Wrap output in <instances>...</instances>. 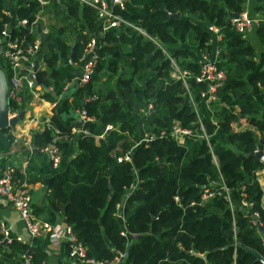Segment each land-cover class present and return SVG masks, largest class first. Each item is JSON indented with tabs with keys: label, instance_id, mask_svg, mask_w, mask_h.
<instances>
[{
	"label": "trees",
	"instance_id": "16d2710c",
	"mask_svg": "<svg viewBox=\"0 0 264 264\" xmlns=\"http://www.w3.org/2000/svg\"><path fill=\"white\" fill-rule=\"evenodd\" d=\"M6 1L16 5V17L31 20L37 9L32 1L0 0V35L2 23L9 20L3 12ZM244 2L128 0L116 10L126 24L102 33L90 5L50 2L60 23L48 24L40 42L36 60L44 68L36 76L41 96L51 101L61 92L75 73L85 42L96 35L93 72L70 92V107L83 109L91 120L84 124L85 133H71L70 125L53 115L61 132L55 140L58 166L50 163L55 170L43 176L29 161L23 172L14 169L13 179L18 184L43 179L44 199L53 211L62 212L87 258L108 263L121 251L124 256L115 264H262L248 249L264 260L257 228L264 231L262 190L255 175L264 163L245 155L264 133V67L256 69L255 51L229 15L238 13ZM251 11L258 15L253 29L264 54V0H255ZM209 24L220 33L215 47ZM10 31L32 37L23 28ZM158 44L187 71L185 83L170 76V60ZM214 48V65L221 74L208 119L195 109L206 89L195 76L198 53L211 56ZM247 75L258 84L260 99L249 93ZM23 103L24 98L19 104L9 101V108L22 109ZM175 123L198 134L201 124L206 137L178 141L169 134ZM215 126L226 143L214 138ZM51 136L46 127L32 131L34 149ZM211 182H221L229 200L223 191L202 198L204 187L216 190ZM120 202L122 221L115 214ZM123 229L127 234L120 233ZM21 252L30 254L33 264H42L43 250L14 238L0 242V264H20Z\"/></svg>",
	"mask_w": 264,
	"mask_h": 264
},
{
	"label": "built area",
	"instance_id": "2783aa9c",
	"mask_svg": "<svg viewBox=\"0 0 264 264\" xmlns=\"http://www.w3.org/2000/svg\"><path fill=\"white\" fill-rule=\"evenodd\" d=\"M25 1H32L37 5L36 12L31 20H28L27 17L12 16L7 8L3 10L4 14L9 17V20L2 23L0 35V43L2 45L0 62L2 63L7 79V117H11L17 113V109L9 108V101L19 104L23 98V90L31 93L32 97L35 99L43 101V97L40 95L41 91L39 92L42 88L40 84L36 82L33 74L36 73V70L39 68V62H41V59L36 60L40 53L41 38L39 34H45L47 29L45 27L40 28L41 30L38 34L33 33V31L35 27L39 26L38 21L41 20L43 16L45 6L51 1L55 2L57 0ZM80 1L94 8L95 18L100 32L106 31L110 28L119 27L120 24H126L116 10L122 9L128 0ZM230 22L244 37L256 24L257 19L252 18L247 9L243 7L234 17H231ZM11 28H16L18 30H22V28L26 29L30 34H32V37H30L31 39L27 38L24 32H18L11 35ZM135 28L144 33L141 28ZM207 30L210 31L211 35H214L216 39L220 38V33L216 25H207ZM97 46L96 35L89 36L82 48V52L79 55L77 62L75 63L74 75L69 80L64 82L62 91L59 92L58 95H64L70 98V88L80 85L89 79L96 64ZM166 56L169 58L170 65L172 66L169 72L170 76L173 78H180L183 83H185L184 78L188 75L187 71L180 70L177 64L175 65V60L170 57L168 53H166ZM215 56L209 57L205 54H201L198 57V61L200 62V71L198 75L195 76V79L205 82L206 84V89L201 93V96L202 100L207 105H209V102L214 98L213 91L215 86L218 84L217 78L221 74V70L216 69L214 65ZM32 61L35 62V70L32 68ZM53 105L54 102H50V106ZM147 105L148 107L151 106L150 104ZM75 111L77 113L78 120L76 125H70V131L71 133H85L86 130L84 128V124L91 120V118L85 115L83 109L76 108ZM43 125L44 127L50 129L52 136L50 142L42 148H39V150L47 155L51 166L54 168L58 166L60 160V150H58L55 145V140L61 137V132L49 118L43 120ZM199 125V128L202 131L201 134L191 132L188 129L179 128L177 123L171 127L169 134L178 141H181L184 136L204 135V137H206L205 133H203L202 125ZM13 173L14 166L12 165L6 166L0 173V195L5 197L17 211L18 216L30 238L46 235V240L49 242H54L60 238L63 239L66 245L67 256L79 264H115L124 256V252H117L113 260L108 263H102L95 261L92 258H87L85 256L84 247L78 242L68 224L53 223L47 219H38L35 216L30 205V194L27 187L23 183H16L13 179ZM209 185L214 187L216 190L204 187L201 195L202 198H207L213 194H218L223 191L224 197L229 200L227 195L228 189L221 182H211ZM239 203L241 205H245L246 202L240 199ZM115 214L121 219V221L123 220L121 212H116ZM120 233L123 235L127 234L124 229L121 230ZM0 234V242L11 239L9 236V228L4 221H0ZM19 257L21 260L20 264H33L30 254L21 252Z\"/></svg>",
	"mask_w": 264,
	"mask_h": 264
},
{
	"label": "crops",
	"instance_id": "0c3cea01",
	"mask_svg": "<svg viewBox=\"0 0 264 264\" xmlns=\"http://www.w3.org/2000/svg\"><path fill=\"white\" fill-rule=\"evenodd\" d=\"M255 4V0H245L243 7L247 9L250 16H258L255 13H252L251 9ZM5 8L10 11L12 16L15 15L16 5L13 3L6 1ZM53 6L49 2L43 11V14L46 15L49 10L54 14L52 10ZM39 26L35 27L33 33H37L41 30L40 28L47 26L41 25V20L38 21ZM97 24V22H96ZM254 26L252 29L244 36L247 41L252 45L255 51V62L256 69H260L264 67V54H263V45L257 40V37L254 32ZM97 29L99 33V27L97 25ZM45 34H43L44 37ZM42 39V38H41ZM216 39L214 35H211V41L213 47L216 45ZM1 44V43H0ZM2 46V45H1ZM217 52L216 48L213 49V53L210 57L215 56ZM202 54V53H201ZM201 54L198 53L200 56ZM0 66L3 69L2 63L0 62ZM75 66V64H74ZM44 68L43 62H39V68ZM246 84L249 90V93L255 98L260 99L259 87L258 84L255 83L250 75L246 76ZM41 86V85H40ZM42 88V87H41ZM50 87H48L49 89ZM73 87L69 90L72 91ZM41 89L39 90V92ZM62 91V90H61ZM23 98L24 103L22 109H18L23 111V116L21 119H18L14 125L9 126L6 131L0 128V173L2 170L9 165L14 166V169L23 172L27 162H31L33 168L39 171L43 176L54 171L50 166V160L47 155L40 151L36 150L31 143V132L35 130L43 129V120L55 115L62 123L67 125H76L77 124V113L75 109L70 107V98L64 95H56L53 100L48 101L43 98V101L35 99L32 97L31 93L23 90ZM41 95V93H40ZM26 97V98H25ZM50 102H54L53 106H50ZM262 109L260 112V116L264 118V98L261 99ZM21 103V102H20ZM147 104H150L147 102ZM197 110L200 113V117H207L211 119L210 107L203 100L196 105ZM35 117V119H34ZM52 122V121H51ZM53 123V122H52ZM148 135V134H147ZM214 138L221 143H226L225 138L222 134H219L217 131V127H214ZM63 166V162L61 164ZM61 166V167H62ZM264 171V167L255 172V175L260 171ZM258 178V177H256ZM258 180V179H257ZM259 182V180H258ZM23 184L27 187L28 192L30 194V205L35 216L38 219H47L53 223L63 224L65 223L62 212L53 211L46 200L44 199V186L45 182L43 179L36 180L34 182H23ZM259 185L262 190L261 195V205L264 209V198H263V185L261 181ZM238 202V200H237ZM0 221H4L9 228V236L10 238L18 239L22 242L29 243L32 247L37 249H41L45 252L44 258L42 260V264H79L72 258L67 256L66 245L63 239H57L54 242H49L46 240V235L30 238L27 231L24 228V225L21 219L18 216L17 211L11 205V203L3 196L0 195Z\"/></svg>",
	"mask_w": 264,
	"mask_h": 264
},
{
	"label": "water",
	"instance_id": "95a60500",
	"mask_svg": "<svg viewBox=\"0 0 264 264\" xmlns=\"http://www.w3.org/2000/svg\"><path fill=\"white\" fill-rule=\"evenodd\" d=\"M231 17H234L236 13H229ZM169 16H177V13H170ZM40 38H43V34H39ZM1 44H0V54H1ZM32 68L35 70V62L32 61ZM35 80L37 83H39V79L36 76V73L33 74ZM8 112V103H7V79L5 75V71L0 66V128L7 127V126H13L14 123L21 119L23 116V111L20 110L15 115L11 117H7ZM150 136L149 134L147 135ZM264 141V133L258 138V143L254 149L249 151L245 156H253L257 159H259L262 163H264V153L261 150L262 142ZM245 156L238 154V157L244 158ZM257 228L261 231V236L264 242V231L261 229L259 225H257ZM257 260H259L262 264H264V260L261 258V256L254 250L248 249Z\"/></svg>",
	"mask_w": 264,
	"mask_h": 264
},
{
	"label": "rangeland",
	"instance_id": "374dc122",
	"mask_svg": "<svg viewBox=\"0 0 264 264\" xmlns=\"http://www.w3.org/2000/svg\"><path fill=\"white\" fill-rule=\"evenodd\" d=\"M59 15H57V14H53L52 12H51V10H49L48 12H47V14L46 15H44L43 14V16H42V18H41V25L42 26H47L48 24H56V25H59ZM252 18H255V19H257L258 17H256V16H254V15H252L251 16ZM154 43V42H153ZM155 44V43H154ZM214 44V43H213ZM156 45V44H155ZM157 46V45H156ZM158 46L159 47H161V49H162V51L166 54V53H168V52H166L167 51V49H165V47H163V46H161L160 44H158ZM175 65H176V63H175ZM172 68V66L170 67V69ZM196 109V111H197V114L199 115V117H200V113H199V111L197 110V108H195ZM140 119V118H139ZM140 134L141 135H146L145 134V132L144 131H141L140 132ZM141 135H140V138H142L141 137ZM213 159V161H215V158L213 157L212 158ZM256 177H258L257 179L259 180V182L261 181V183H262V185H263V198H264V171L262 170V171H260L258 174H257V176ZM258 182V183H259ZM121 205H122V203L120 202V203H117V205H116V208H117V210H116V212L117 213H119L120 212V209H121Z\"/></svg>",
	"mask_w": 264,
	"mask_h": 264
}]
</instances>
